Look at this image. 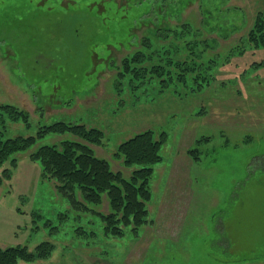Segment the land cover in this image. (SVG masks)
I'll use <instances>...</instances> for the list:
<instances>
[{"label": "rangeland", "instance_id": "obj_1", "mask_svg": "<svg viewBox=\"0 0 264 264\" xmlns=\"http://www.w3.org/2000/svg\"><path fill=\"white\" fill-rule=\"evenodd\" d=\"M263 11L264 0H0L2 139L58 120L103 132L99 143L50 133L14 154L16 166L0 165L11 170L0 184V246L53 245L16 264H264V46L249 36ZM136 50L156 58L134 63L142 75L159 53L185 66L166 80L120 78ZM149 129L168 137L148 222L121 235L99 216L111 212L108 192L91 204L76 189L75 206L31 158L40 144L76 140L128 178L115 153Z\"/></svg>", "mask_w": 264, "mask_h": 264}, {"label": "trees", "instance_id": "obj_2", "mask_svg": "<svg viewBox=\"0 0 264 264\" xmlns=\"http://www.w3.org/2000/svg\"><path fill=\"white\" fill-rule=\"evenodd\" d=\"M254 35L257 37L254 38ZM249 36L250 41L254 42L255 46H264V11L259 14L257 23ZM143 46L146 49L149 44L146 43ZM131 54L122 62L123 71L119 73V76L123 79L132 80L134 83L144 81L147 76L152 78L161 75L164 80H166L165 78H173V68H184L185 66L180 60L171 58V56H162L159 53L162 58L159 64L154 65V68L151 69L150 74L152 73V75H142L134 63H150L156 58L149 57L145 50H136L135 53ZM192 63L198 62L194 61ZM255 66H258V64ZM261 66L263 65L260 64L259 67ZM186 68L188 71L185 75H189L192 70H189V66ZM1 110L2 113H7L12 119L23 118L27 120L28 118L26 114L15 111L9 105L2 106ZM66 132H70L79 139L90 143H99L101 133H103L97 128L88 129L84 124L58 120L41 126L35 136L27 138L20 136L7 140L2 139V136H0V165H3L6 159L12 157L10 164L14 167L18 160L13 157L14 154L36 145L47 134ZM167 137L166 132H162L159 137H156L155 131L149 129L137 132L119 144L118 151L115 154L120 160L122 159L126 167L131 168V174L128 178H124L121 171L114 172L111 170L109 161L95 156L89 145L76 140L65 139L60 146L40 144L31 153V158L41 163L44 177L49 174L58 182L57 189L60 192L63 194L69 191L74 192L70 196L65 195L75 206H77L76 189H80L84 198L91 204H100L101 196L103 193L108 192L111 200V212L108 215L98 214L100 219L105 222L107 234L121 235L124 229L128 227L131 231H137L141 225L148 222L150 211L147 208V202L152 197L149 188L150 181L154 173V165L163 159L161 150L163 144L167 141ZM10 177V168L4 169L0 174V184L4 179ZM84 208L85 210H82L88 212L85 205ZM52 249L53 245L49 241L40 243L33 250L20 244L8 247L0 246V264H16L20 259L32 261L36 258H44L50 254Z\"/></svg>", "mask_w": 264, "mask_h": 264}]
</instances>
